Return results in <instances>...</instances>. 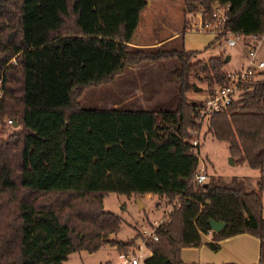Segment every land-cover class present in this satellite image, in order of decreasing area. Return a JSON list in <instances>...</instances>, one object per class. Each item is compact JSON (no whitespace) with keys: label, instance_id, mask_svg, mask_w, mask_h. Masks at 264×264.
<instances>
[{"label":"trees","instance_id":"1","mask_svg":"<svg viewBox=\"0 0 264 264\" xmlns=\"http://www.w3.org/2000/svg\"><path fill=\"white\" fill-rule=\"evenodd\" d=\"M182 1L186 12L209 13L217 3L227 8L225 28L264 34V0ZM146 4L0 0V264H62L105 244L128 249L132 241L110 239L121 220L103 209L108 193L176 202L155 228L157 239L141 237L151 253L144 264H204L183 262L182 248L205 244L215 252L239 234L258 239L256 264H264V78L206 126L235 164L258 171L256 189L238 176L212 174L198 183L189 131L198 126L200 102L188 101L189 79L210 89L225 85L227 72L220 57L193 62L197 51L130 46ZM171 59L178 62L172 110L78 103L83 90L111 83L126 68ZM210 220L225 226L214 233Z\"/></svg>","mask_w":264,"mask_h":264},{"label":"rangeland","instance_id":"2","mask_svg":"<svg viewBox=\"0 0 264 264\" xmlns=\"http://www.w3.org/2000/svg\"><path fill=\"white\" fill-rule=\"evenodd\" d=\"M150 2L154 5L168 3L173 5L174 9L170 11L169 8H165L167 13L174 14L173 19L171 20V23L168 24L167 22L168 25H166L165 30H163L161 25L162 20L159 18H151L149 15L148 17L142 15V20L137 27V30L134 31L132 35L134 40H137L139 37L145 39L162 38L168 35V31H174L178 27L181 31L183 15L181 14L179 19L176 14L179 10L178 6L182 7V0H150ZM184 11L186 12L185 8ZM144 13H148V11L146 10ZM193 23L197 24V20H194ZM196 30L197 26L194 25L191 32L192 34L185 36L186 48L201 47L205 44L202 49L200 48V51L192 57L193 62L207 60L211 57H220L224 62L223 69L227 73L238 71L248 65L249 48L245 45L246 43L244 41L240 40L236 45L230 47L227 45L226 39L228 36H226L219 38L215 42L212 41L211 44L210 37L205 35L206 33H209L208 29L201 32H197ZM182 44L183 37L180 34L178 38L163 45L161 48L166 50H179L182 48ZM207 45L208 47L203 49ZM225 56H230V60L226 61ZM256 59L257 61H262L264 63V35L260 38L259 46L256 49ZM157 66V68L141 66V68L135 70L136 72L133 75L130 71L128 72L129 68H126L124 72L120 76H117L111 83L88 87L83 90L78 103L84 108H114V106H112L113 104H118V106L116 105L117 108L123 109L138 108L159 111L174 108L177 103L178 94V81L176 78L178 62L175 59H171L158 62ZM262 70L263 73H261V76L264 77V68ZM124 74L126 75L125 77L123 76ZM122 76L126 78V82L129 79L128 83H134L135 86H127L126 89L124 88L125 85H121L122 87L120 86L119 88L122 90L119 89L118 84H120L122 79L119 83L118 79ZM154 80L157 82H154ZM189 80L193 84V88L186 94L188 101L191 103H198L199 99L203 98L206 94L208 90L207 86L205 82L198 81L195 78L191 77ZM154 83L157 87L159 86L158 96H161L162 98H158L155 102L151 101V103H148L149 99L147 98V94H145L147 97L144 96L143 98V93L141 92H145L146 88L149 86L153 85L155 87ZM135 87H141L142 89H137L135 92ZM156 94L157 93L154 92L151 96H155ZM121 100L122 102L120 103ZM144 101L147 104L144 103ZM206 126L207 122H203L190 130L196 132L195 135L198 145L195 151L197 152L199 167H204L207 176L213 174L221 175L225 178L231 176L247 177L249 188L255 190V178L258 177L257 171L248 168L247 165L244 164H235L234 158L229 155L226 143L212 138V136L206 131ZM9 130L10 129L8 128L7 131ZM190 131L189 141L195 138V135L190 134ZM230 158H232L233 164L230 163ZM137 199H139V197L116 193H108L102 198L103 209L117 214L121 220L119 231L114 235H110V239L121 243H129L132 241L133 245L131 247L124 249L122 250L123 252H121L117 251V249L111 244H105L95 253L89 254L84 251L74 253L70 255L68 257L69 259L63 264H123L124 259H121L119 255H138V245L143 246L141 231L149 230L155 223L162 220L168 206H161L162 200L156 194H152L148 199L140 197L138 202ZM142 203H144V207L142 206ZM139 204L141 207H139ZM140 252L143 256L146 253V250L141 249Z\"/></svg>","mask_w":264,"mask_h":264},{"label":"crops","instance_id":"3","mask_svg":"<svg viewBox=\"0 0 264 264\" xmlns=\"http://www.w3.org/2000/svg\"><path fill=\"white\" fill-rule=\"evenodd\" d=\"M166 7L169 8V11L174 9V6L171 5L170 3L162 4V5L161 4L154 5V4H152L150 2V0H147L146 6L144 7V9L139 14L138 26H139V24H140V22L142 20V15L145 16V17H148V15H149V17H151V18H154V19H158L159 18L160 20H162V23H161L162 29L165 30L166 25L171 23V20L173 19V16H174V14L169 13V12L167 13L165 11ZM178 9L179 10H178L176 15H178L179 19L181 17V14L183 15V24H182V27H181V31L179 30V27H178L174 31H168V35L164 36L162 38L145 39V38L139 37L137 40H134V37L132 36L131 39H130V43H129L130 46L135 47V48L162 47L163 45H166V44L172 42L174 39L178 38V36L181 34L182 37H183L182 48L184 50H186V51H197V52L200 51V48L202 49V47L205 44H203L201 47L197 46V47H193V48H186V46H185L186 45L185 44V36L186 35H191L192 31L186 30L187 29L186 28V21H187L188 15L184 11V5L182 4V7L178 6ZM146 10L148 11V13H144ZM184 13H185V19H184ZM167 22H168V24H167ZM137 27H136L135 31L137 30ZM205 35L210 37L209 39L211 40V42H210L211 44H212V41L213 42L216 41V40H214L215 39L214 36L211 35L210 33H206ZM210 43H209V45H210ZM207 47H208V45L205 46L203 49H206ZM225 57H226V61L230 60V56H225ZM157 65H158V63H150V64L138 65V66H135V67H129L128 72L130 71L131 74L133 75L136 72L135 70H137L138 68H141V66H143V67L147 66V67H150V68H157L158 67ZM138 71H142V70H138ZM262 71L263 70L261 69L260 70V74H259L260 78H264V77L261 76V73H263ZM123 76L125 77L126 75L124 74ZM123 76L120 77V79H118V83L122 79L120 84H118V88L121 85H125L124 88H126V89H127V86H131V87L135 86L134 83H128L129 79L126 82V78H124ZM154 82H157V81L154 80ZM119 89H121V88H119ZM134 89H135V92H136L137 89L140 90L142 88L141 87H135ZM154 92H156L157 94L155 96H151V94L154 93ZM158 92H159V86L157 87L156 84H155V87L153 85L149 86V87L146 88L145 92L142 91L141 93H143V98H144V96L145 97L148 96L147 97L149 99L148 103H151V101L155 102L158 98L159 99L162 98L161 96L160 97L158 96ZM145 94H147V96ZM136 96H138V95H136ZM201 99H199V102L201 101ZM121 102H122V100L120 101V103ZM144 103H146V102L144 101ZM116 105L118 106V104H113L112 106H114V108H117ZM128 109H131V110H145V109H138V108H128ZM172 109L173 108H170L169 110H172ZM244 165H246V164H244ZM257 173H258V171H257ZM258 177H259V174H258ZM258 177L255 178V184H256V181H257ZM151 195L152 194H145V195H142L140 197H144V198L148 199V198L151 197ZM140 197H139V199H140ZM159 198L162 200V205L161 206H164V207L168 206V209H167V211L164 214V218H166L167 217V213L171 210V206L172 205H168L167 201L163 197L159 196ZM139 199H137V202H138ZM260 199H261V202H262V215L264 217V194L260 195ZM142 206L143 207L145 206L144 203H142ZM160 221H158L157 223H159ZM203 240H204V242L210 241L211 240V233L209 232L207 235H204L203 236ZM113 247H115V246H113ZM141 249H145V248H143V246H141V245H138V248H137L138 251L137 252H138V254L142 255V253L140 252ZM131 255L132 254H130V256ZM150 255H151V253L146 250V253L142 256L141 264H144L145 260L147 258H149ZM258 255H259V241H258V239L256 237H254L252 235H249V234H239V235L232 236V237H229V238L221 240L219 242V249L217 251H215V252L211 251L205 244H202L199 247L182 248V250H181V259L185 263L220 264V263H223V262H234L236 264H256L257 261H258ZM121 256H124V255H119V257L121 259H124L123 260V264H125V260L130 257L129 255L128 256H124V257H121Z\"/></svg>","mask_w":264,"mask_h":264},{"label":"built area","instance_id":"4","mask_svg":"<svg viewBox=\"0 0 264 264\" xmlns=\"http://www.w3.org/2000/svg\"><path fill=\"white\" fill-rule=\"evenodd\" d=\"M226 10L227 8H223L215 3L209 13H207L203 9L186 12L188 15L186 21V30L192 31V28L195 25L197 26V32L208 29L209 33L213 35L214 38L228 36L226 42L230 47L236 45L238 41L242 40L249 48L248 65L245 68L240 69L239 71L227 73V83L225 85H214L207 90L206 94L203 96L199 103V108L196 116V121L198 124L207 122L213 114L226 111L228 106L240 99L244 91L248 89V87L253 82L261 79L259 77L260 70L264 68V63L262 61H257L256 59V49L259 46L260 38L264 34L244 35L239 32H232L231 30L225 28L223 24L226 20ZM194 20H197V24L193 23ZM7 123L8 126H12L14 124L12 120H8ZM190 134L195 135L196 132L190 131ZM190 143L193 147H197L198 141L196 135L195 138L190 141ZM207 179L208 176L205 172L204 167H199V171L195 175V180L198 183H203ZM175 203L176 202H174L172 206ZM169 212L167 213V215L169 214ZM159 223H155L149 230L141 231V237L144 239L152 238L156 240L157 237L154 234V230ZM141 262V254L131 255L128 259L125 260V264H141Z\"/></svg>","mask_w":264,"mask_h":264},{"label":"water","instance_id":"5","mask_svg":"<svg viewBox=\"0 0 264 264\" xmlns=\"http://www.w3.org/2000/svg\"><path fill=\"white\" fill-rule=\"evenodd\" d=\"M196 90V88H195ZM18 126V124H15V127ZM230 163L233 164L232 162V158H230ZM139 207H141V205L139 204ZM225 224L221 221H213V220H210L209 221V227L211 229L212 232L214 233H218L220 232L223 228H224Z\"/></svg>","mask_w":264,"mask_h":264}]
</instances>
